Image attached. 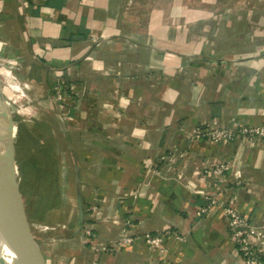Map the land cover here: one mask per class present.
I'll use <instances>...</instances> for the list:
<instances>
[{"label":"crops","instance_id":"obj_1","mask_svg":"<svg viewBox=\"0 0 264 264\" xmlns=\"http://www.w3.org/2000/svg\"><path fill=\"white\" fill-rule=\"evenodd\" d=\"M20 1L0 0V13L39 83L71 85L64 137L77 156L80 200L85 211L95 207L74 231L69 264H244L223 206L252 223L260 218L264 140L209 143L187 134L198 125L264 122V0L256 11L213 17L214 33L198 26L164 35L157 27L171 19L159 11L173 10L175 0ZM193 4L181 2L204 18L217 9ZM190 49L212 56L190 63ZM162 153L176 165L156 163ZM217 162L228 170L203 173ZM200 189L215 195L197 215L206 203ZM145 233L160 235L162 251L143 241ZM127 236L131 243H112Z\"/></svg>","mask_w":264,"mask_h":264},{"label":"rangeland","instance_id":"obj_2","mask_svg":"<svg viewBox=\"0 0 264 264\" xmlns=\"http://www.w3.org/2000/svg\"><path fill=\"white\" fill-rule=\"evenodd\" d=\"M183 1L188 4L209 2L213 8L217 9L209 10L207 8L203 11L206 16L204 18L199 14L196 16L194 12L199 13V11L193 12L192 9L187 8L188 6L185 7L186 4L183 5L185 8H182L181 2ZM256 1L240 0L237 9L230 11L228 5L232 0H175L180 3H175L173 10L159 11L160 17H158L161 20L162 16L167 14L171 21L169 24L158 25V34L163 33L164 35L167 32L178 34L183 28L189 29L192 34L197 31L195 29L198 26H206L214 33L216 27H213V22L210 19L222 17L226 20L232 15L236 17V12L238 16H241L246 13L248 8L256 11L258 8ZM20 2L22 4L30 1L21 0ZM225 6H227L226 9H222ZM127 7L134 11L136 8L133 3ZM231 13L233 14L230 15ZM209 21L210 25H206ZM12 38L0 13V90L12 117L14 161L23 202V213L42 264H69V255L72 253L71 246L75 241L74 231H80L85 227V222L89 220L86 214L95 209L92 207L85 211V203L80 200L82 199L80 196L81 187L77 182L79 165H74L77 156L71 154L68 139L64 137L69 125L67 113L69 106L65 103L71 93V85L52 79L47 86L43 87L38 81L39 75L36 70L20 55ZM168 42L175 47L179 45L176 41ZM208 49L186 50L191 53L188 61L190 63L201 62V60L207 62V57L201 56L211 57L212 54ZM180 52L182 51H178V49L173 50L177 58L181 56ZM163 59H165L164 56L161 59L158 58L157 61L163 62ZM220 59L224 62L227 61V58L224 57ZM182 66V63H177L178 68H182ZM61 130L64 132L62 133ZM187 139L193 140L189 138L188 134ZM177 161V157L170 153H162L156 159V163L159 165L163 163L176 165ZM201 191L205 196L207 194L215 195L209 191ZM208 201L210 206L214 203L210 202L212 199ZM228 207L231 206H223V211ZM225 222L227 221L225 220ZM249 224L258 232L249 238L252 251L263 264L264 210L256 222H249ZM85 236L86 234L83 235V240ZM143 241L146 242V239ZM121 242H123V238L112 243ZM160 245L161 242L157 247H153L162 251ZM241 258L245 264L246 258L242 255Z\"/></svg>","mask_w":264,"mask_h":264},{"label":"water","instance_id":"obj_3","mask_svg":"<svg viewBox=\"0 0 264 264\" xmlns=\"http://www.w3.org/2000/svg\"><path fill=\"white\" fill-rule=\"evenodd\" d=\"M0 185L4 189L8 206L6 216L0 212V233L9 237L15 246L14 260L6 261L0 258V264H42L23 213V202L14 161L12 117L1 90Z\"/></svg>","mask_w":264,"mask_h":264},{"label":"built area","instance_id":"obj_4","mask_svg":"<svg viewBox=\"0 0 264 264\" xmlns=\"http://www.w3.org/2000/svg\"><path fill=\"white\" fill-rule=\"evenodd\" d=\"M188 136L190 139L204 140L209 143H225L234 140H241L246 141L248 144L251 145L256 140H264V122L258 125L233 124L228 127H209L198 125L188 134ZM227 170V163L217 162L209 166V168L203 169V173L208 174L211 171L215 173H224ZM195 194L204 197L206 200V203L196 210V214L201 215L210 206L208 200L213 198H211L212 195L209 194L205 196V194L201 190H196ZM210 202L212 203L214 201L212 200ZM224 210V217L227 221L226 225L228 228L229 235L235 241L240 254L246 258L245 264H261V261L257 259L255 253L252 251L251 241L249 240L250 237H253L258 234L256 229L251 227L249 221L234 208L228 207L224 208ZM142 238L146 239V243H149L155 247H157L161 242L160 235H152L149 233H145ZM132 241V236H127L123 239V242L125 243H131Z\"/></svg>","mask_w":264,"mask_h":264},{"label":"bare ground","instance_id":"obj_5","mask_svg":"<svg viewBox=\"0 0 264 264\" xmlns=\"http://www.w3.org/2000/svg\"><path fill=\"white\" fill-rule=\"evenodd\" d=\"M0 212L3 214V216H6L8 214V206L5 199V192L1 185H0ZM0 238L3 244L4 260L6 261H9L10 259L14 260L15 246L13 241L9 237L3 236L1 233H0Z\"/></svg>","mask_w":264,"mask_h":264}]
</instances>
